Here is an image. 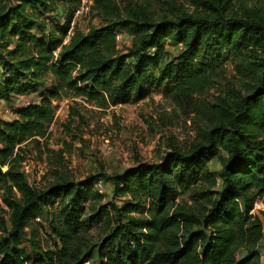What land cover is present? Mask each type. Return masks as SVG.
<instances>
[{"label": "trees", "instance_id": "16d2710c", "mask_svg": "<svg viewBox=\"0 0 264 264\" xmlns=\"http://www.w3.org/2000/svg\"><path fill=\"white\" fill-rule=\"evenodd\" d=\"M220 1L231 2L166 0L170 9L157 13L153 0L129 1L123 8L117 0H93L103 25L89 33L75 30L68 43L81 0H11L0 8V103L38 95L21 106L19 118L0 117V189L12 209L10 228L0 217V264H87L89 232L101 222L111 246L101 264H249L258 255L248 245L264 237L262 221L251 213L264 198V18L227 17L217 7ZM60 3L67 17L57 12ZM118 28L133 36L123 54L117 51ZM166 39L182 46L174 59H162ZM218 61L220 67L232 61L244 87L205 107L201 138L188 151L105 174L115 195L127 196L123 205L99 203L103 195L89 188L95 176L79 182L61 178L38 188L19 170L23 144L46 136L55 117L53 101L64 94L72 91L101 105L142 98L152 64L158 85L174 80L177 92H194L217 76ZM213 158L221 161L220 178L209 168ZM196 186V209L177 202L182 190ZM42 216L48 227L37 220ZM241 244L248 251L237 259Z\"/></svg>", "mask_w": 264, "mask_h": 264}, {"label": "rangeland", "instance_id": "374dc122", "mask_svg": "<svg viewBox=\"0 0 264 264\" xmlns=\"http://www.w3.org/2000/svg\"><path fill=\"white\" fill-rule=\"evenodd\" d=\"M129 1L140 0H117L122 8L128 5ZM164 1L166 0H153L157 13L164 8L170 9L171 4L168 3L167 7ZM168 1L185 3V0ZM7 5H12L11 0H0V8ZM92 5L93 0H81L64 43L69 42L75 30L89 33L92 29L103 25L102 19L98 12L92 9ZM217 7L220 11L223 10L227 17L264 18V0L220 1ZM56 10L66 17L70 13L61 3ZM47 17L51 19L54 15L47 14ZM116 35L117 51L123 54L131 47L133 36L126 29L120 28L116 29ZM181 50L182 46L174 45L166 39V54L162 59H174ZM56 52L57 54H54L57 57L58 50ZM218 63L217 76L205 88L194 92L189 89L177 92L174 80L164 81L158 85L159 72L152 64L144 82L148 89L147 94L142 98L131 96L124 104L101 105L95 99L74 95L72 91L67 95L64 94L62 98L53 101L55 117L47 128L46 136L28 140L23 144L25 159L21 162L19 170L30 186L38 188L56 183L61 178L79 182L90 181V177L95 176L96 179L89 182V188L102 190L99 192L103 195V199L99 203L106 204L113 200L123 205L127 196L115 195L114 183L107 179L105 174L122 173L143 162H160L168 152L175 150L188 151L201 138V130L205 125V107L216 103L219 97L236 94L242 90L244 86L235 64L228 61L220 67V61ZM2 74L0 71V77ZM51 78L52 75L48 74L49 83ZM49 85L47 87L50 89ZM45 94L44 92L39 95V102ZM37 99L38 95L29 94L15 97L10 103L1 101L0 117L4 120L19 118L21 106ZM209 168L216 177L220 178L221 161L217 158L211 159ZM6 169L7 167H4L3 171ZM196 188L197 186L182 190L177 202L196 209L201 204L195 194ZM17 194L22 195L20 192ZM5 196L6 193L0 189V217L4 218L7 227L10 228L12 209L5 202ZM90 204V200L85 203L86 211L90 208ZM57 207L56 203L50 210L55 211ZM251 213L262 221L264 233L263 196L257 199ZM37 220L46 227L49 226L46 216ZM199 228L195 226L194 230ZM40 233L44 235L45 232L40 231ZM107 233L108 227L104 222L90 230L92 258L87 264H101L108 259L111 246L105 242ZM29 239L30 230L27 229L24 246L29 247ZM45 239L53 243L50 237ZM101 247L103 256L100 257L98 251ZM263 248L264 237L258 244L248 245L249 251L254 250L258 253L249 264H264ZM246 249L242 244L239 246L237 259L247 254Z\"/></svg>", "mask_w": 264, "mask_h": 264}, {"label": "built area", "instance_id": "2783aa9c", "mask_svg": "<svg viewBox=\"0 0 264 264\" xmlns=\"http://www.w3.org/2000/svg\"><path fill=\"white\" fill-rule=\"evenodd\" d=\"M79 13V11L77 12V14ZM60 21L63 23L64 21H65V17L64 16H61L60 17ZM55 54H57V52H55ZM99 191H100V189H99ZM102 191V190H101ZM100 191V192H101Z\"/></svg>", "mask_w": 264, "mask_h": 264}]
</instances>
